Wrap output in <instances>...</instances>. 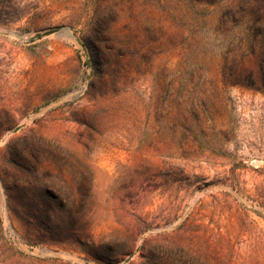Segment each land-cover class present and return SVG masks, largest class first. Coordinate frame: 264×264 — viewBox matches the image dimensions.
Returning <instances> with one entry per match:
<instances>
[{"label":"rangeland","instance_id":"374dc122","mask_svg":"<svg viewBox=\"0 0 264 264\" xmlns=\"http://www.w3.org/2000/svg\"><path fill=\"white\" fill-rule=\"evenodd\" d=\"M210 1L0 0V264H264V0Z\"/></svg>","mask_w":264,"mask_h":264},{"label":"trees","instance_id":"16d2710c","mask_svg":"<svg viewBox=\"0 0 264 264\" xmlns=\"http://www.w3.org/2000/svg\"><path fill=\"white\" fill-rule=\"evenodd\" d=\"M220 0H212L210 3H208L210 6H213L217 4ZM188 219H186L183 223H181L178 227H176L173 231H171L170 234H161L156 236H151L150 239L147 241L145 240L142 244L141 251H144L148 245H152L156 239L163 238L165 240V244L167 246H174L175 245H181L183 249H186L187 246V234H188ZM130 233L132 235L135 234H141V231H135L131 230ZM144 258V257H143Z\"/></svg>","mask_w":264,"mask_h":264},{"label":"water","instance_id":"95a60500","mask_svg":"<svg viewBox=\"0 0 264 264\" xmlns=\"http://www.w3.org/2000/svg\"><path fill=\"white\" fill-rule=\"evenodd\" d=\"M21 129V127H16L15 129H13L12 133H16ZM139 252V247L135 249V251H133L132 253H130L126 259H124L120 264H129L133 258L137 255V253Z\"/></svg>","mask_w":264,"mask_h":264}]
</instances>
